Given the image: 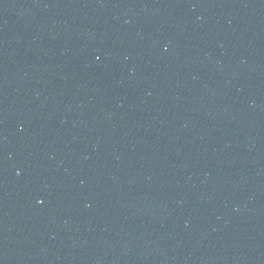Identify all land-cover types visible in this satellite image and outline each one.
I'll use <instances>...</instances> for the list:
<instances>
[{"label":"water","instance_id":"95a60500","mask_svg":"<svg viewBox=\"0 0 264 264\" xmlns=\"http://www.w3.org/2000/svg\"><path fill=\"white\" fill-rule=\"evenodd\" d=\"M0 264H264V0H0Z\"/></svg>","mask_w":264,"mask_h":264}]
</instances>
